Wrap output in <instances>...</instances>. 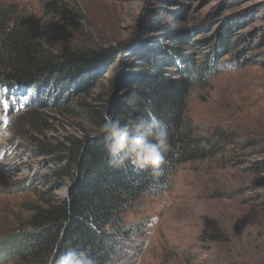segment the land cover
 I'll return each mask as SVG.
<instances>
[{
	"label": "rangeland",
	"instance_id": "374dc122",
	"mask_svg": "<svg viewBox=\"0 0 264 264\" xmlns=\"http://www.w3.org/2000/svg\"><path fill=\"white\" fill-rule=\"evenodd\" d=\"M0 10L47 54L88 55L25 84L0 69V239L65 196L58 150L97 136L93 113L106 105L113 118L149 63L178 77L208 58L218 74L190 90L185 117L211 155L179 164L165 192L125 212L144 234L113 264H264V0H0Z\"/></svg>",
	"mask_w": 264,
	"mask_h": 264
},
{
	"label": "trees",
	"instance_id": "16d2710c",
	"mask_svg": "<svg viewBox=\"0 0 264 264\" xmlns=\"http://www.w3.org/2000/svg\"><path fill=\"white\" fill-rule=\"evenodd\" d=\"M6 12L0 10V69L6 79L10 74L26 83L44 79L88 56L47 54L32 42L30 28L22 18L14 19ZM210 62L208 58L198 65L187 61L178 77L151 62L152 72L144 71L125 84L124 99L116 102L113 118L125 120L129 113L136 119L145 118L147 106L168 126L171 151L163 166V176L154 180L146 171L109 167L99 132L97 136L73 139L61 146L54 160L60 165L53 171L55 177L68 180L65 196L46 208L36 209L25 228L8 231L0 239V257L12 264H49L69 247H78L92 256L96 264H113L125 243L144 234L137 227L124 224L125 212L140 199L165 192L179 164L211 155L201 148V140L185 117L190 90L218 74ZM102 110L93 113L97 131L107 113L112 115L108 106L104 105Z\"/></svg>",
	"mask_w": 264,
	"mask_h": 264
},
{
	"label": "clouds",
	"instance_id": "9594fccd",
	"mask_svg": "<svg viewBox=\"0 0 264 264\" xmlns=\"http://www.w3.org/2000/svg\"><path fill=\"white\" fill-rule=\"evenodd\" d=\"M193 80L195 77L192 78ZM145 118L136 119L129 113L122 120L106 116L99 126L107 153V164L117 170L132 168L146 171L158 180L165 174L164 165L171 151L168 126L149 107ZM49 264H96L85 250L69 247Z\"/></svg>",
	"mask_w": 264,
	"mask_h": 264
},
{
	"label": "water",
	"instance_id": "95a60500",
	"mask_svg": "<svg viewBox=\"0 0 264 264\" xmlns=\"http://www.w3.org/2000/svg\"><path fill=\"white\" fill-rule=\"evenodd\" d=\"M20 82L25 84L27 81L26 80H20ZM114 95H115V86L112 83L111 86H110L109 101L114 97Z\"/></svg>",
	"mask_w": 264,
	"mask_h": 264
},
{
	"label": "snow or ice",
	"instance_id": "6c2138e0",
	"mask_svg": "<svg viewBox=\"0 0 264 264\" xmlns=\"http://www.w3.org/2000/svg\"><path fill=\"white\" fill-rule=\"evenodd\" d=\"M5 107H7V104L5 105Z\"/></svg>",
	"mask_w": 264,
	"mask_h": 264
}]
</instances>
